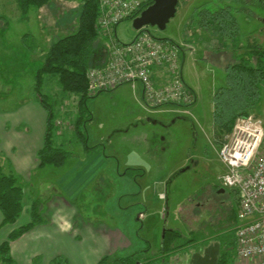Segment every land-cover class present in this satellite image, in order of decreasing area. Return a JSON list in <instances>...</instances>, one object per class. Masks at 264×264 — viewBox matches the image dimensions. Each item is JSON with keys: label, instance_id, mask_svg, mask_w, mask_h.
Masks as SVG:
<instances>
[{"label": "rangeland", "instance_id": "374dc122", "mask_svg": "<svg viewBox=\"0 0 264 264\" xmlns=\"http://www.w3.org/2000/svg\"><path fill=\"white\" fill-rule=\"evenodd\" d=\"M83 1L52 0L40 9H32L23 20L16 0H0V113L4 114V127L0 131H5L1 136L2 147L8 148L9 142L18 141L10 133L29 131L35 140L40 134L45 137L49 111L34 90L35 75L51 45L77 32ZM244 2L247 5H239L237 0H179L177 14L165 30L147 26L157 39L195 49L192 54L187 51L182 56L184 81L197 97L189 108V115L174 112L172 107L155 112L143 109L140 100L141 107L138 106L137 91L129 84L88 98L82 110L80 97L66 96L55 77L45 79L41 92L54 112V140L70 156L63 168L50 166L51 173L37 168L28 174L16 170L5 173L21 177L20 185L26 197L34 195L42 200L44 221L59 220L57 196L70 204L63 217H67L72 228L71 239L60 245V251L71 264H100L102 257L109 253L100 234L106 235L108 231L120 232L130 244L117 251V257L136 254V264H163L159 256L165 227L178 229L194 239H198L196 233L203 234L201 240L217 235L215 239L231 247L226 264H232L236 229L240 224L238 196L230 188L213 191L209 186H221L219 178L227 171L217 153L219 126L212 123L216 114L215 94L226 85L222 65L235 61L233 47L238 51H246L248 46L264 47L261 21L264 5L252 0ZM224 7L241 9L236 13L239 30L235 40L222 43L221 36L212 27L198 29L193 23L189 27L190 20L199 11ZM26 34L32 38L30 44L37 45L31 51L22 42ZM116 35L120 43L130 44L137 35L133 20L120 23ZM217 46L222 50H216ZM95 56V65L106 57L103 40ZM261 92L255 111L264 114V85ZM57 121L64 124L59 129ZM77 121L81 134L66 126L68 122L73 126ZM205 135L210 137V142ZM193 159L195 168L180 173L186 166L191 167ZM104 161L107 166L102 167ZM76 164L83 166L71 172ZM66 174H69L65 179L70 190L60 182ZM166 177L169 180L164 185L155 183V179ZM74 180L77 181L73 184ZM40 181L44 183L38 185ZM161 191L170 200H159ZM206 199L211 206L205 212L196 203H204ZM173 264L179 262L176 260Z\"/></svg>", "mask_w": 264, "mask_h": 264}, {"label": "trees", "instance_id": "16d2710c", "mask_svg": "<svg viewBox=\"0 0 264 264\" xmlns=\"http://www.w3.org/2000/svg\"><path fill=\"white\" fill-rule=\"evenodd\" d=\"M51 1L16 0V3L22 19L25 20L32 9H40ZM153 1L150 0L145 4L143 11L152 5ZM252 1H258L264 5V0ZM237 2L239 5L245 3L244 0H237ZM245 4L247 5V3ZM80 8L77 32L62 37L51 45L45 56L44 64L35 75L34 90L49 111L44 145L38 152L40 167H62L70 156V152L61 145L56 144L54 140V112L48 104L46 96L41 92L45 79L47 77H55L66 96L80 97L79 107L82 110L87 104V99L90 98L87 94V72L91 67L96 66L94 64V61L96 62L95 55L102 40L95 29L100 13L99 2L98 0H84ZM240 10L232 7H224L216 11L201 10L195 19L192 18L190 20L189 27L192 23L193 25L196 24L195 26L198 29L205 30L212 27L216 32L215 34L221 36L222 39L220 41L222 43L232 41L238 36L239 22L236 13ZM30 40L32 38L29 34L22 37V42L28 51L37 47V45H31ZM216 50H221V47L217 46ZM245 50L244 55H242L238 54L237 47H233V60L235 61L229 62L225 67L226 85L215 94L216 114L214 119L216 125L218 124L219 126L217 127L218 134L232 132L237 119L248 116L261 101V86L264 85V47L262 45L248 46ZM98 61L99 59L97 58ZM79 125L78 121L74 124V133L79 132ZM20 180L21 177L13 173H5L0 166V210L4 215V223L6 225L15 223L24 209L25 191L20 185ZM41 201L36 199L31 206V222L12 232L8 241L0 247V264H15L10 254V243L44 222ZM196 234L198 239L188 238L178 229L168 231L164 241L166 253L165 257H162V259L165 258L164 262L167 263L171 255L188 249L194 241L204 237L203 234ZM230 249L231 247L227 246L225 242L221 243L218 264H226ZM136 261V254L128 257H117L112 254L105 256L100 264H136ZM49 264L71 263L67 258L58 256Z\"/></svg>", "mask_w": 264, "mask_h": 264}, {"label": "built area", "instance_id": "2783aa9c", "mask_svg": "<svg viewBox=\"0 0 264 264\" xmlns=\"http://www.w3.org/2000/svg\"><path fill=\"white\" fill-rule=\"evenodd\" d=\"M150 0H98L100 13L95 29L106 46L103 65L87 72V94L94 97L129 84L142 90L149 111L172 107L191 114L196 94L184 81L182 56L194 47L155 38L147 28L137 31L130 44L117 39L116 28L140 16ZM64 125L57 121V129ZM66 126L73 130L70 122ZM218 156L226 166L219 178L223 188L236 191L238 219L236 250L232 264H264V117L251 112L238 118L232 132L219 135ZM164 198V196H163Z\"/></svg>", "mask_w": 264, "mask_h": 264}, {"label": "crops", "instance_id": "0c3cea01", "mask_svg": "<svg viewBox=\"0 0 264 264\" xmlns=\"http://www.w3.org/2000/svg\"><path fill=\"white\" fill-rule=\"evenodd\" d=\"M238 52H241L242 55H244L245 53V51H238ZM209 55L210 53L208 52L207 58ZM233 58L234 56L232 55V59ZM105 59L106 58H103L102 61L96 66L103 65L105 62ZM227 60H230V59H228L227 57ZM228 63L229 61L225 63V66L222 65V67L225 69ZM136 91H137L136 98L138 99L137 100L138 106H140L139 104V100H140L142 108L146 109V107L143 105L141 101L142 99L141 87L138 86ZM256 107L253 108L254 112L259 113L264 117V114L262 112L260 113V112L255 111ZM146 110L149 111L148 109ZM167 110L171 111V109H167ZM149 112H152V111H149ZM212 123L216 124L215 119H213ZM0 127L2 128L4 127V114L3 113H0ZM3 132L5 131L4 130L0 131V144L2 141L1 136H3ZM10 134H15L10 137L12 139H18V141L9 142L10 147L8 148L2 147L0 145V166L2 167L4 171L16 170V171H22V173L26 172V174H28L29 172H31L32 170H35L36 168L39 169V171H47L48 169H51L49 168L50 166L40 167V160L38 158V152L44 145L45 137L43 134L42 135L40 134V136H37L36 140L34 138V135L31 134V132L29 131L15 132V133H10ZM212 134H214V132ZM33 138L34 140L31 141ZM205 139L208 142H210V137L208 135H205ZM104 163L105 164L102 167L107 166L106 165L107 162L104 161ZM64 166L65 164L61 168H63ZM82 166L83 164L73 165L71 167L72 168L71 172H75L77 169L82 168ZM51 171L52 170H48V173H51ZM74 174L76 173H73V175ZM68 175L69 174H66L64 179ZM64 179L61 180L60 182H63L66 188L70 190L69 184L66 183V179L65 180ZM77 180H79V178H77ZM77 180H74L73 184ZM168 180H169V177H166L164 179L158 178V179H155V183L158 182L160 185H164V183ZM42 183L44 182L40 181L38 185H41ZM163 196H164L163 191L158 193V199L164 202L165 200L163 199ZM36 199H37V196H34V195H32L31 197H26V191H25L24 200H23V206H24L23 212L20 218L13 224L6 225L4 223V215L2 211L0 210V247L2 246V244L8 241L10 234L12 232H14L15 230H18L20 227L25 226L31 222L30 210H31V206L33 202ZM57 200H59V203H57V208H56L58 210L57 215L59 217V220L54 221V222L44 221L42 224L35 226L33 229L28 231L26 234H24L20 238L10 243V254L15 264H36L38 263L37 261H39V264H49L54 258L58 256L64 257V253L60 251V245L63 242H66L68 239H71L70 231L72 230V228L70 227V223L67 221V217H63V216L70 209V204L66 200H63L61 196H57ZM49 220L52 221V218ZM100 237L105 247H107L105 250L109 251V253H106V254L104 253L105 256H108V254L117 255L116 254L117 251L124 250L130 246V244L125 239V236H123L120 232H117V231H108V233L106 232V235H105V232H102L100 234ZM56 249H58L59 252ZM187 250H188L187 253L189 254L190 249H187ZM162 257H163V254H160L159 256L160 262L163 264H168L164 262L165 258L162 259Z\"/></svg>", "mask_w": 264, "mask_h": 264}, {"label": "water", "instance_id": "95a60500", "mask_svg": "<svg viewBox=\"0 0 264 264\" xmlns=\"http://www.w3.org/2000/svg\"><path fill=\"white\" fill-rule=\"evenodd\" d=\"M178 5L179 0H154L152 5L142 11L140 16L133 20V26L137 31L142 28H147V26L165 30L171 19L176 16ZM261 21L264 23V20ZM186 170H182L180 173ZM166 231L164 229V236ZM219 251L220 246L218 243L211 245L205 249L203 256L199 254L194 255L190 264H217ZM210 258L211 260L208 261Z\"/></svg>", "mask_w": 264, "mask_h": 264}, {"label": "flooded vegetation", "instance_id": "af4514ba", "mask_svg": "<svg viewBox=\"0 0 264 264\" xmlns=\"http://www.w3.org/2000/svg\"><path fill=\"white\" fill-rule=\"evenodd\" d=\"M177 116H179V119H182L181 118V115H177ZM213 137H214V134H213ZM191 161V160H190ZM190 161H188V164H190ZM195 162H196V160L195 159H193V161H192V163L189 165V166H191V167H187L186 166V169H187V171L188 170H191V169H193V167H194V165L196 166V164H195ZM198 165V164H197ZM195 168V167H194ZM185 170V169H184ZM180 174V173H179ZM178 174V175H179ZM177 175V176H178ZM172 182V181H171ZM170 182V183H171ZM213 191H216L217 189H219V190H224V188L222 187V186H218V185H211V186H209ZM206 197V196H205ZM165 201H168V200H170V198L168 197V195H166V194H164V198H163ZM210 206H211V204H210V200L209 199H206V202H204V203H196V207H198V208H201V209H204L205 210V212L210 208ZM195 207V206H194ZM194 207H192V210L194 209V213H195V211H196V209L194 208ZM166 211V210H165ZM204 212V213H205ZM166 213V212H165ZM206 225V222L205 223H203V226L204 227H206L205 226ZM165 229L167 230L166 231V233H165V236L163 237V241H162V253H164L163 254V256L165 257V255H166V253H165V249H164V246H165V244H164V241H165V238H166V235H167V233H168V231H171V230H173V229H168L167 227H165ZM182 232V231H181ZM199 234H201V233H198V235ZM195 235H197V234H195ZM216 236L217 235H215L214 237H212V238H205V239H203V240H199L200 242H194V243H192V249L189 251L190 253L188 254L187 252H184V250H181V251H178L177 253H175V254H173V255H171V257L170 258H168V264H173V262L174 261H178L179 262V264H190V262H191V259H192V257L194 256V255H196V254H199V255H201V256H203L204 255V251H205V249H207L209 246H211V245H214V244H219V246H220V251H219V254H218V259H219V256H220V252H221V240L220 239H215L216 238ZM206 241H208L207 243H205ZM190 248V247H189ZM187 250V249H186ZM184 255V256H183ZM173 258H176L175 260H172ZM209 260H211V258L210 259H208V261ZM166 263V262H165ZM218 264V263H217Z\"/></svg>", "mask_w": 264, "mask_h": 264}, {"label": "bare ground", "instance_id": "6f19581e", "mask_svg": "<svg viewBox=\"0 0 264 264\" xmlns=\"http://www.w3.org/2000/svg\"><path fill=\"white\" fill-rule=\"evenodd\" d=\"M161 40V39H160Z\"/></svg>", "mask_w": 264, "mask_h": 264}]
</instances>
